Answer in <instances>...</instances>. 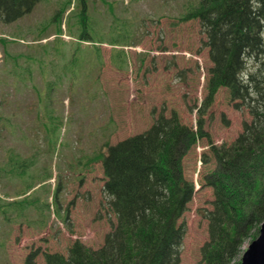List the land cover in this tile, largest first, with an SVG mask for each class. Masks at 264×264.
Here are the masks:
<instances>
[{"label":"rangeland","instance_id":"1","mask_svg":"<svg viewBox=\"0 0 264 264\" xmlns=\"http://www.w3.org/2000/svg\"><path fill=\"white\" fill-rule=\"evenodd\" d=\"M197 3L40 0L15 22L0 19V154L9 149L32 162L21 178L10 179L7 200L31 189L7 219L0 213V264H25L31 252H38L35 264H45L44 252L66 255L75 242L98 249L116 217L102 193L97 155L171 112L201 133L182 160L194 193L179 219V264H202L213 201L204 182L214 170L209 144H231L252 116L224 88L205 104L212 65L205 35L197 20L180 21ZM83 33L91 42L78 40Z\"/></svg>","mask_w":264,"mask_h":264},{"label":"trees","instance_id":"2","mask_svg":"<svg viewBox=\"0 0 264 264\" xmlns=\"http://www.w3.org/2000/svg\"><path fill=\"white\" fill-rule=\"evenodd\" d=\"M39 1L0 0V19L15 22ZM84 10L83 4L85 30ZM190 20L198 21L212 64L205 104L224 88L230 100L246 106L252 116L231 144H209L214 170L204 177L213 190V201L205 215L208 239L200 249L201 263L236 264L244 242L264 220V0H198L180 18ZM78 40L92 39L83 33ZM9 121L5 119L4 128ZM198 136L199 130L188 129L171 112L159 114L147 130L106 146L107 154L100 153L96 159L104 175L102 193L116 223L98 249L75 242L66 255L44 252L45 264H179L184 234L179 219L194 193L193 182L183 175L182 160ZM31 165L9 149L2 150L3 219L26 203L30 187L18 191L24 199H7L13 187L10 179L21 178ZM37 255L31 252L25 264H35Z\"/></svg>","mask_w":264,"mask_h":264},{"label":"water","instance_id":"3","mask_svg":"<svg viewBox=\"0 0 264 264\" xmlns=\"http://www.w3.org/2000/svg\"><path fill=\"white\" fill-rule=\"evenodd\" d=\"M240 264H264V221L259 229V236L244 251Z\"/></svg>","mask_w":264,"mask_h":264}]
</instances>
